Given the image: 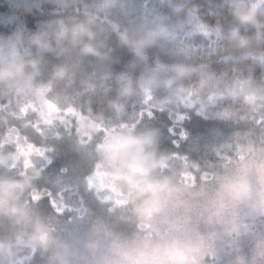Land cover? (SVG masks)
Segmentation results:
<instances>
[{
    "label": "clouds",
    "instance_id": "obj_1",
    "mask_svg": "<svg viewBox=\"0 0 264 264\" xmlns=\"http://www.w3.org/2000/svg\"><path fill=\"white\" fill-rule=\"evenodd\" d=\"M6 2L0 264H264V0ZM190 110L231 129L202 155L153 123Z\"/></svg>",
    "mask_w": 264,
    "mask_h": 264
},
{
    "label": "trees",
    "instance_id": "obj_2",
    "mask_svg": "<svg viewBox=\"0 0 264 264\" xmlns=\"http://www.w3.org/2000/svg\"><path fill=\"white\" fill-rule=\"evenodd\" d=\"M218 3L219 0H210L209 5L201 10L202 15L205 18H209L210 13L218 10ZM54 9L55 6L51 3H39L37 6L33 7L31 13L25 14L21 17L23 25L30 30H36V27L40 22L52 18ZM11 12L12 9L6 0H0V33L7 34L14 28V24L7 22ZM125 51L126 50L123 48H118L116 51V56H124ZM217 67L219 68L224 66L219 65ZM153 123L160 127L164 134L162 147L183 152H188L195 149V151H193V155H202L204 154V151H207V148L202 145L206 142L205 138H210V136L215 137L217 132L226 133L231 130L226 125L213 119L211 116L206 118L205 116L199 115L195 111L191 110L187 112L186 118L180 122L179 127H173V122L167 114H157V119L153 121ZM170 127L173 128V132L168 131ZM181 127L187 133L188 139L181 141L179 148L177 149L172 141L179 140V136L174 133H178Z\"/></svg>",
    "mask_w": 264,
    "mask_h": 264
},
{
    "label": "rangeland",
    "instance_id": "obj_3",
    "mask_svg": "<svg viewBox=\"0 0 264 264\" xmlns=\"http://www.w3.org/2000/svg\"><path fill=\"white\" fill-rule=\"evenodd\" d=\"M231 131V130H230ZM228 132H220L224 135L230 133ZM206 142L202 144L204 147H208L213 141L214 137L205 138ZM206 151H204L205 153ZM76 163H78V158L75 152L72 149L71 142L67 139H63L55 143L54 152L51 156V162L46 165L47 171L52 173L53 175L59 173L61 168H69L70 174L75 176L78 174V169L76 167Z\"/></svg>",
    "mask_w": 264,
    "mask_h": 264
}]
</instances>
